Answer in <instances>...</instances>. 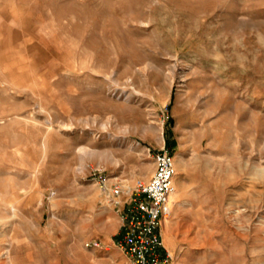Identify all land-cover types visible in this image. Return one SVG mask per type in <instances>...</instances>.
<instances>
[{"label": "rangeland", "instance_id": "rangeland-1", "mask_svg": "<svg viewBox=\"0 0 264 264\" xmlns=\"http://www.w3.org/2000/svg\"><path fill=\"white\" fill-rule=\"evenodd\" d=\"M174 135L205 199L172 264H264V0H0V264H131Z\"/></svg>", "mask_w": 264, "mask_h": 264}, {"label": "built area", "instance_id": "built-area-1", "mask_svg": "<svg viewBox=\"0 0 264 264\" xmlns=\"http://www.w3.org/2000/svg\"><path fill=\"white\" fill-rule=\"evenodd\" d=\"M156 169L148 181L135 187L132 205L127 208L118 247L129 257L131 264H172L173 255L165 248L160 227L171 215L170 199L175 191L177 167L174 156L163 147L155 156ZM103 189L121 203L131 192L121 184ZM88 247H99L98 242H88Z\"/></svg>", "mask_w": 264, "mask_h": 264}, {"label": "crops", "instance_id": "crops-1", "mask_svg": "<svg viewBox=\"0 0 264 264\" xmlns=\"http://www.w3.org/2000/svg\"><path fill=\"white\" fill-rule=\"evenodd\" d=\"M170 133L172 135V129L170 130ZM168 141L172 145L170 148L179 149L178 154L174 156V158L176 167L180 172H182L183 176L179 182L176 181L177 194L175 197L172 196V200H170L173 223L169 222L168 219H165L160 227V233L162 235L165 248L170 251L176 248L175 238L173 235L178 232V221L180 218L186 217L184 214L187 213V211L183 210V207H185L183 203L196 202L205 199L202 198V194L205 195V190L202 189L201 184L193 177V168L189 163V157L191 154L189 149H186L184 143L180 144L176 135L169 137Z\"/></svg>", "mask_w": 264, "mask_h": 264}, {"label": "trees", "instance_id": "trees-1", "mask_svg": "<svg viewBox=\"0 0 264 264\" xmlns=\"http://www.w3.org/2000/svg\"><path fill=\"white\" fill-rule=\"evenodd\" d=\"M166 145H168L169 147L172 146L171 143L168 141V139L166 141Z\"/></svg>", "mask_w": 264, "mask_h": 264}, {"label": "bare ground", "instance_id": "bare-ground-1", "mask_svg": "<svg viewBox=\"0 0 264 264\" xmlns=\"http://www.w3.org/2000/svg\"><path fill=\"white\" fill-rule=\"evenodd\" d=\"M177 175V174H176ZM175 179H176V176H175ZM174 179V184L176 183V180ZM175 193H173V195H174ZM172 197V196H171ZM170 200H172V198L170 199Z\"/></svg>", "mask_w": 264, "mask_h": 264}]
</instances>
